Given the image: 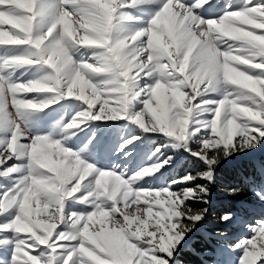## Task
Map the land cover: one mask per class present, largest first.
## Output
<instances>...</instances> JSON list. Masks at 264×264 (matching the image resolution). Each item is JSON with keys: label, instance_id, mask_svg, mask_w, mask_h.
<instances>
[{"label": "snow or ice", "instance_id": "obj_1", "mask_svg": "<svg viewBox=\"0 0 264 264\" xmlns=\"http://www.w3.org/2000/svg\"><path fill=\"white\" fill-rule=\"evenodd\" d=\"M258 149L264 0H0V264L264 262Z\"/></svg>", "mask_w": 264, "mask_h": 264}, {"label": "rangeland", "instance_id": "obj_2", "mask_svg": "<svg viewBox=\"0 0 264 264\" xmlns=\"http://www.w3.org/2000/svg\"><path fill=\"white\" fill-rule=\"evenodd\" d=\"M217 0H214V3H216ZM225 0H219V6L222 7ZM233 3H242L243 0H231ZM217 9L211 10V12H216ZM6 28L8 26H5ZM23 72V70H21ZM17 75H21V73H17ZM32 73H25L23 74L22 78L27 80L31 78ZM47 119V118H45ZM264 149H258L256 150L254 154V159L261 164H264V155L260 156V153H262ZM194 159V158H193ZM244 164L247 166L248 157H244ZM192 165H190L188 162H181L177 168L175 169L174 174H178L183 172L185 169L191 170ZM245 171L247 174H255L256 176H259V168L251 169L248 167H245ZM238 173L236 166L233 164L224 163L220 166L218 170V176H219V183L216 187L212 189V197H211V208L212 211V217L209 219L211 221H215V218L217 214L222 213L223 211L229 209V208H237L241 204H247L250 203L253 199L252 193L249 190V188L244 185L242 181L237 182L235 179V174ZM232 182H229L231 181ZM231 186L240 187L242 190L239 192L236 196H230L228 195L227 189ZM134 207V206H133ZM154 211L156 210V207L154 206ZM163 210V209H161ZM39 219H46L45 216L41 215L40 217H36ZM108 227H111V224H108ZM207 236H201L198 239V242L195 244V248L198 252H208V251H215V248L217 246V242L215 239L216 233L220 231L218 227L215 226H209L205 229ZM257 246H261V241H257ZM185 258L190 261V264H202L201 259L199 256L194 255L192 253H185ZM257 264H264V262L257 261Z\"/></svg>", "mask_w": 264, "mask_h": 264}, {"label": "trees", "instance_id": "obj_3", "mask_svg": "<svg viewBox=\"0 0 264 264\" xmlns=\"http://www.w3.org/2000/svg\"><path fill=\"white\" fill-rule=\"evenodd\" d=\"M243 174H246L245 170H244V173ZM237 175H238V173H236L235 176H233V177H235V179H236ZM229 182H232V180L229 181Z\"/></svg>", "mask_w": 264, "mask_h": 264}]
</instances>
